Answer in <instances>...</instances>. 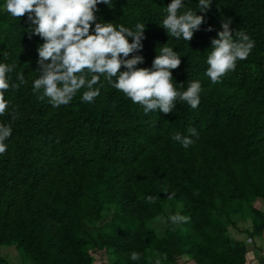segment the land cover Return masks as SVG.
Listing matches in <instances>:
<instances>
[{
    "label": "trees",
    "instance_id": "trees-1",
    "mask_svg": "<svg viewBox=\"0 0 264 264\" xmlns=\"http://www.w3.org/2000/svg\"><path fill=\"white\" fill-rule=\"evenodd\" d=\"M170 2L113 0L96 13L101 23L145 24L142 49L128 57H144L136 67L150 68L168 43L181 59L175 81L186 89L199 80L198 107L177 101L168 114H145L103 77L93 102H81V89L53 108L32 91L42 38L29 37L26 15L0 12V62L16 65L11 84L18 72L27 80L5 92L9 107L0 116L13 129L0 155V264H11L2 254L9 246L23 264H94L97 253L107 264H150L157 255L162 264H246L249 245L230 228L264 241V210L256 206H264V0H212L204 13L185 0L205 18L188 42L159 23ZM227 18L255 46L213 84L205 61ZM12 111L20 116L14 122ZM193 127L198 137L187 149L172 140ZM149 195L160 199L150 203ZM177 212L187 222L171 224ZM247 221L250 228L239 226ZM133 251L140 261L130 260Z\"/></svg>",
    "mask_w": 264,
    "mask_h": 264
},
{
    "label": "clouds",
    "instance_id": "clouds-1",
    "mask_svg": "<svg viewBox=\"0 0 264 264\" xmlns=\"http://www.w3.org/2000/svg\"><path fill=\"white\" fill-rule=\"evenodd\" d=\"M211 3L212 0H197V10L204 13ZM100 4L111 8L113 0H3L0 12H6L13 19L26 15L29 37L37 35L43 40L38 47L39 76L32 81V91L40 94L39 99L47 98L53 108H59L69 104L81 89H85L80 96L81 102L91 103L100 95L103 77L108 85L139 104L145 114L150 111L171 113L176 109L177 101L197 108L202 92L199 80L189 82L185 89L173 78L172 70L180 65V55L166 43L156 49L158 54L150 68L136 67L144 57H128L142 49L145 24L137 22L133 27H127L97 22ZM204 20V16L196 11L186 9L185 0H171L163 9V19L159 23L169 37L188 42ZM230 24L231 18L222 20V30L218 31V38L212 39L211 51L205 61L208 65L205 75L213 84L219 83L227 72L234 71L236 62L245 60L255 46V41L245 32L233 31ZM207 30L212 31V26L209 25ZM129 38H132L131 42ZM122 65L126 70L120 71ZM15 68V64L0 62V116L9 107L5 92L10 87L19 89L22 84H27L20 72L17 73L18 83H10L8 74ZM10 115L13 122L20 118L16 111ZM12 131L10 123L0 122V155L7 151L5 141ZM188 132L189 136L177 132L172 140L187 149L194 143L191 137H198L194 127ZM174 196L175 193L170 192L167 199ZM158 199L159 195L147 197L150 203ZM187 219L179 212L168 217L173 225L187 222ZM140 259V253L133 251L130 254L131 261ZM150 264H162V258L157 255Z\"/></svg>",
    "mask_w": 264,
    "mask_h": 264
},
{
    "label": "rangeland",
    "instance_id": "rangeland-1",
    "mask_svg": "<svg viewBox=\"0 0 264 264\" xmlns=\"http://www.w3.org/2000/svg\"><path fill=\"white\" fill-rule=\"evenodd\" d=\"M256 206L258 208L264 210V206L261 205L260 203H257ZM167 212L169 213V210H167ZM239 226L241 228H243V229L251 227L249 221H247L245 223H240ZM230 232H231V235L236 240H245L247 242V244L249 245L248 248H250V249H252V246H254V245L257 246V244L259 246L263 245V241H260L259 239H256V241L253 243L254 240L252 241L250 238H248L245 233H241L238 230H235L233 228H230ZM248 241H251V243H249ZM2 254H3V256H5L8 259V261L11 264H23V261H22V258H21V253L16 249L15 246H9V247L3 248L2 249ZM181 261H182L183 264H190L189 261H187L186 258H182ZM93 262H94V264H107L108 263L107 258L102 253H97L96 256L94 257V261Z\"/></svg>",
    "mask_w": 264,
    "mask_h": 264
},
{
    "label": "crops",
    "instance_id": "crops-1",
    "mask_svg": "<svg viewBox=\"0 0 264 264\" xmlns=\"http://www.w3.org/2000/svg\"><path fill=\"white\" fill-rule=\"evenodd\" d=\"M255 241H256V239L253 241V243ZM260 241H262V240H260ZM248 251L249 252L247 254V263L246 264H264V256H263V254H264V241H263L262 246H259L258 244H257V246L254 245V246H252V249L249 248Z\"/></svg>",
    "mask_w": 264,
    "mask_h": 264
}]
</instances>
